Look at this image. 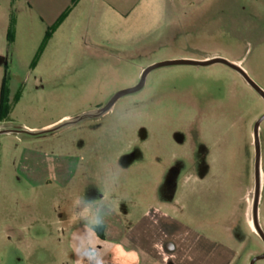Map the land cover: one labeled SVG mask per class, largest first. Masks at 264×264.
Returning <instances> with one entry per match:
<instances>
[{"label":"rangeland","instance_id":"374dc122","mask_svg":"<svg viewBox=\"0 0 264 264\" xmlns=\"http://www.w3.org/2000/svg\"><path fill=\"white\" fill-rule=\"evenodd\" d=\"M7 1L14 37L15 0H0V10ZM152 1L144 0L146 14L121 18L103 0H87L78 22L59 33L55 75L37 57L30 63L34 42L26 31L4 49L0 100L5 80L8 95L0 133L11 132L0 134V264H88L94 246L72 234L85 227L72 222L74 201L104 194L117 215L132 211L157 188L160 200L169 198L173 170L205 173L202 186L211 191L222 180L224 198L206 210L201 229L211 246L230 251L233 264L263 254L253 221L262 96L223 64L175 65L151 71L140 91L112 102L152 65L214 57L238 63L264 91V0H207L190 9L183 0ZM259 140L264 168V121ZM109 169L120 179L105 189ZM188 203L195 205L193 198Z\"/></svg>","mask_w":264,"mask_h":264},{"label":"crops","instance_id":"0c3cea01","mask_svg":"<svg viewBox=\"0 0 264 264\" xmlns=\"http://www.w3.org/2000/svg\"><path fill=\"white\" fill-rule=\"evenodd\" d=\"M86 1L80 0L72 11L73 0H15V36L11 44L7 36L11 21L10 10H7L10 1H7V5L0 10V57L4 55V49L8 48V44L9 48L15 46L20 34L26 31L27 39L34 42V51L28 54L30 63L37 57L40 65L49 66L44 72L55 75L56 66L61 62L56 52L60 41L59 33L63 27L78 22V11ZM103 1L112 6L121 18H127L133 11L138 12V15H143L148 6L150 8V4L143 5L144 0ZM183 1L187 9L204 5L207 2V0ZM68 12H70L69 15ZM2 129L3 124H0V130ZM10 132L11 130H3L0 134ZM183 172L173 170L171 173V184L166 190V193L171 194L170 199L166 197L163 201L160 200L157 188L155 192L150 191L141 195L140 201L131 207L132 211L121 212L119 215L115 211L112 212L103 227V240L90 229L86 230L85 227L72 231L77 240L88 238L92 241L94 248L90 249L89 257L93 264H233L235 257L231 252L224 251L215 245L211 246L212 244L201 230L206 222V210L216 209L224 198L222 180H219L218 186L211 191L210 188L202 186L207 176L205 173ZM181 176L183 182L179 185ZM260 187L259 224L260 204L264 200V168L261 163ZM248 191L249 187L245 198L242 199L247 225ZM180 194L183 200L188 199V202L193 198L194 207L191 208L187 201L180 202ZM80 221L82 220L76 216L72 220L75 224ZM82 225H84L83 221ZM262 230L264 232L263 225Z\"/></svg>","mask_w":264,"mask_h":264},{"label":"water","instance_id":"95a60500","mask_svg":"<svg viewBox=\"0 0 264 264\" xmlns=\"http://www.w3.org/2000/svg\"><path fill=\"white\" fill-rule=\"evenodd\" d=\"M215 64H223L237 71L245 79V81L256 92H258L264 99V91L248 76L246 71L241 66L231 63L223 58L215 57V58L207 59L201 62L189 61V60H175V61L163 62V63L152 65L143 71L142 79L140 81V84H138V86L120 92L113 99L112 103L116 102L118 99H120L123 96L140 91L145 85L147 75L155 69L166 67V66H175V65H192V66L206 67V66H211ZM103 113H105V111H103ZM263 121H264V116L256 122L255 127H254V144H255L256 155H255V196H254V205H253V221H254V227H255L256 233L264 242V232L259 224V218H258V209H259V200H260V191H261V187H260V157L261 155H260L259 128ZM261 260H264V253L260 256L254 257L250 264H256L258 261H261Z\"/></svg>","mask_w":264,"mask_h":264},{"label":"clouds","instance_id":"9594fccd","mask_svg":"<svg viewBox=\"0 0 264 264\" xmlns=\"http://www.w3.org/2000/svg\"><path fill=\"white\" fill-rule=\"evenodd\" d=\"M119 179V172L113 173V171L109 169L105 173L102 184L105 189H108L116 186ZM74 208L75 216L84 222L86 230L90 229L92 232H97V230L102 229L106 223L107 217L115 211L111 201H109L104 194L97 200H89L86 196L79 197L74 201ZM81 264H84V262L81 261ZM88 264H93V262L88 259Z\"/></svg>","mask_w":264,"mask_h":264},{"label":"trees","instance_id":"16d2710c","mask_svg":"<svg viewBox=\"0 0 264 264\" xmlns=\"http://www.w3.org/2000/svg\"><path fill=\"white\" fill-rule=\"evenodd\" d=\"M13 27H14V22L12 20L9 35H8V41L10 44L13 42V37H12L13 36ZM5 82H6V80L4 81V84H3L1 100H0V121L5 118L4 110H5V107L7 105L8 91H7V88L5 86ZM95 233L98 235V237L100 239H102V240L104 239V228L97 230V232H95Z\"/></svg>","mask_w":264,"mask_h":264},{"label":"flooded vegetation","instance_id":"af4514ba","mask_svg":"<svg viewBox=\"0 0 264 264\" xmlns=\"http://www.w3.org/2000/svg\"><path fill=\"white\" fill-rule=\"evenodd\" d=\"M103 115V114H102ZM261 239V238H260ZM262 240V239H261ZM263 241V240H262ZM264 243V242H263ZM264 253V252H263Z\"/></svg>","mask_w":264,"mask_h":264}]
</instances>
